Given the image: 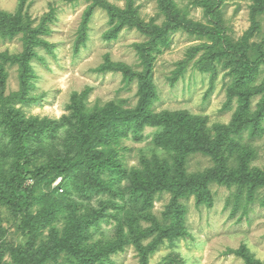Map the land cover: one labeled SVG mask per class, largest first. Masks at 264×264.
<instances>
[{"label": "trees", "instance_id": "16d2710c", "mask_svg": "<svg viewBox=\"0 0 264 264\" xmlns=\"http://www.w3.org/2000/svg\"><path fill=\"white\" fill-rule=\"evenodd\" d=\"M86 1L91 7L85 14L84 25L92 8L99 7L109 16L110 29L103 34L105 40H115L123 29H136L145 37L144 42L134 44L144 65L142 71H133L129 66L111 62L107 57L96 69L101 73L120 72L125 85L136 82L138 100L132 110H124L113 101L89 111V90L86 89L72 95L67 113L58 120L27 117L22 106L36 100L30 95L34 77L32 61L38 57V47L52 52L54 44L43 36L50 33L54 14L49 12L36 26H32L21 9L16 13L0 9V38L12 40L19 37L23 45V51L18 54H0L2 203L10 205L14 214L21 216L22 227L28 230L27 233H33L36 222L29 219L30 206H42L39 220L47 222L60 212L59 204L66 196L76 194L86 197L94 192L102 198L98 209L71 222L63 239L54 244L53 251L42 254L30 252L32 238L27 241V248H17L15 252L21 264H45L54 260L57 251L64 252L66 260L56 264H112L110 256L128 245L136 248L141 264H146L148 254L164 238L172 241L188 235L184 225L186 202L193 197L197 207L211 206L214 201L213 184L236 189L233 194L235 211L241 206L246 211L256 199L264 207V172L249 168L247 159L252 153L238 141L245 132L252 139L264 132V85L252 88L260 67L264 65L261 53L264 40L259 45L248 42L261 29L259 18L264 14V0H256L255 6L251 7L252 29L235 41L226 34L223 26L219 11L223 0H202L209 17L208 24L187 19L175 0H156L158 12L164 18L161 24L142 23L138 19L134 0H125L123 8L107 0ZM179 29L212 41L205 57L198 61L201 71L214 76L217 65L221 64L224 69H230L229 75L233 77L225 108L237 97V112L228 125L216 126L213 136L204 119L187 111L153 110L157 99L151 80L153 53L168 43L172 31ZM85 41L86 31L82 28L77 36L76 51ZM253 51L255 55L250 56ZM6 64L17 65L19 78V90L8 95L4 93ZM185 66L186 63L178 66L171 82L184 72ZM258 93L262 94V98L257 109L251 112V97ZM146 127L155 129L152 142L167 151L171 155L170 160L145 161L143 170L129 173L120 165L119 150L123 149V142L130 134L132 139L142 140ZM240 151H244L243 155H236L235 161L231 160ZM195 154L210 158L213 165L203 171L188 172L187 159ZM5 161L10 165V174L4 172ZM59 178L60 182L54 185ZM42 187L48 190L44 192ZM163 194H169L171 199L164 211L163 221L158 222L148 212ZM143 218L150 221L152 227H141L139 221ZM109 219H114L117 224L115 240L89 247L87 238L91 229ZM154 232L157 236L153 241L143 245L142 242ZM229 253L241 257L245 264H261L244 246Z\"/></svg>", "mask_w": 264, "mask_h": 264}, {"label": "rangeland", "instance_id": "374dc122", "mask_svg": "<svg viewBox=\"0 0 264 264\" xmlns=\"http://www.w3.org/2000/svg\"><path fill=\"white\" fill-rule=\"evenodd\" d=\"M107 1L121 8L125 6V0ZM175 2L186 14L187 19L208 24L209 17L202 0ZM255 4L256 0L222 1L219 11L223 26L226 34L234 41L240 40L252 29L251 7ZM90 7L91 4L86 0H0L1 10L16 13L21 9L32 26H36L49 12L54 14L50 24L51 31L43 36L49 43L54 44L52 52L38 47V57L32 61L34 77L30 95L36 100L22 106L27 117L58 120L67 113L66 108L72 95L86 89L89 90V111L96 107L102 108L113 101L120 104L124 110H132L135 107L138 100L136 82L125 85L120 72L101 73L96 69L107 57L111 62L125 64L133 71H142L144 65L134 44L144 42L145 37L136 29H123L115 40H105L103 34L110 29L109 16L99 7L92 8L84 25V17ZM134 7L142 23L161 24L164 20L163 15L158 12L156 0H134ZM259 20L261 29L258 34L249 38V44L259 45L264 40V14ZM82 28L86 31V41L79 45L76 51L77 36ZM211 42L206 37L190 35L181 29L172 31L168 43L153 53L151 80L157 94L153 105L155 112L187 111L204 119L206 128L213 136L216 126H226L233 120L239 103L237 97H234L225 108L228 87L233 82L229 68L224 69L221 64H216L217 72L214 76L199 68L198 61L205 57ZM22 51L23 45L19 37L12 40L0 38V54L7 52L13 55ZM261 53L264 55V49ZM254 55V51L250 53V56ZM184 63V72L171 82L178 66ZM4 69V93L8 95L19 90L18 68L17 65L6 64ZM263 85L264 65L260 67L252 88L258 89ZM261 98V93L251 97V112L257 109ZM154 131V128L146 127L142 132V140L132 139L131 134L124 140L123 149L119 150L122 168L132 173L143 170L145 161L170 160L171 155L152 142ZM238 141L245 145V150L252 153L247 159L249 168L264 172V132L260 137L253 139L245 132ZM243 152H237L231 160L236 155L241 157ZM5 162L4 172L10 174V165L8 161ZM212 165L210 158L195 154L187 159L186 170L190 173L203 171ZM42 189L44 192L48 190L46 187ZM211 190L214 201L209 207H197L193 197L187 200L184 225L188 235L172 241L164 238L156 249L148 254L146 264H245L241 257L229 253L230 250H237L242 246L254 259L264 264V207L260 205V201L256 199V202L247 206L246 211L242 206L235 211V188L213 184ZM170 199L169 194H163L155 200L148 213L158 222H162ZM101 202L102 198L94 192L86 197L76 194L66 196L59 204L60 212L47 222L39 220L42 206H30L29 219L36 223L33 233H27L28 230L22 227L21 216L15 215L10 205L2 203L0 199V264H21L15 250L19 247L27 248L30 238V252L42 254L45 251H53L54 244L63 239L71 222L98 209ZM139 223L141 227H152V223L144 218ZM116 226L114 219H109L103 221L99 227L91 229L87 238L88 246L113 242ZM156 236L157 232H154L142 242L143 245L152 242ZM64 260L65 253L57 251L54 260L45 264L62 263ZM110 260L112 264H141L140 255L133 245L112 254Z\"/></svg>", "mask_w": 264, "mask_h": 264}, {"label": "built area", "instance_id": "2783aa9c", "mask_svg": "<svg viewBox=\"0 0 264 264\" xmlns=\"http://www.w3.org/2000/svg\"><path fill=\"white\" fill-rule=\"evenodd\" d=\"M59 182H60V178L55 181L54 185H57ZM59 191L61 192L62 190L60 189Z\"/></svg>", "mask_w": 264, "mask_h": 264}]
</instances>
